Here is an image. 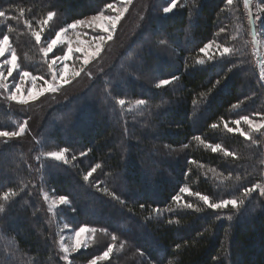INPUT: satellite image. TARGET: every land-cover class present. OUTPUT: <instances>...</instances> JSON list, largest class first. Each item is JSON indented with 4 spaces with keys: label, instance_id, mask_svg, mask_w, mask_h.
Returning a JSON list of instances; mask_svg holds the SVG:
<instances>
[{
    "label": "trees",
    "instance_id": "trees-1",
    "mask_svg": "<svg viewBox=\"0 0 264 264\" xmlns=\"http://www.w3.org/2000/svg\"><path fill=\"white\" fill-rule=\"evenodd\" d=\"M117 1L0 0V38L9 36L21 71L47 78L42 45L28 27L43 28L46 43ZM181 1L164 14L170 0H154L115 63L81 99L50 108L41 123L0 94V131H17L27 118L24 135L32 138L30 125L40 126L30 153L27 136L0 141V194L16 193L0 198V264H88L110 244L113 252L97 264H264L263 147L259 135L249 141L226 130L242 116H264V82L251 50L257 32L264 38V12L254 25L246 0ZM208 43L231 51L204 59L199 49ZM161 79L172 83L157 88ZM119 99L144 104L127 110ZM51 117L64 121L48 130ZM61 149L66 162L43 155ZM46 192L68 201L54 220ZM195 193L212 203L235 199L237 207L209 209ZM64 223L95 229L102 246L63 259L57 231Z\"/></svg>",
    "mask_w": 264,
    "mask_h": 264
},
{
    "label": "rangeland",
    "instance_id": "rangeland-1",
    "mask_svg": "<svg viewBox=\"0 0 264 264\" xmlns=\"http://www.w3.org/2000/svg\"><path fill=\"white\" fill-rule=\"evenodd\" d=\"M181 2H182L181 0L180 1L177 0V5L180 6ZM258 2H259L258 0H246V4H245L246 6L245 13H247L248 15L253 14L252 16H253L254 25L255 23L257 25L259 23V14L261 13L258 10L259 6L264 4V3L260 4ZM121 3H122V0H118L117 2L113 4L119 7L121 6ZM153 3H154V0H132V3L127 5V11L125 12L124 16L117 23L116 29L112 33V39L105 40L98 54L95 52L96 42L94 41L93 37L99 36V35H104L105 37H107V33H102L99 28L88 27L87 25L92 23L93 17L100 15L101 13L89 15L80 20H77V21H82L84 23L77 25L75 29L68 28V25L74 23L75 21L65 25L64 28L62 29H65L66 31L62 32L61 34V40L63 41V43L58 42V45L54 48L53 52L49 53L47 57H45L42 53L43 58H45V61L47 63L48 70L46 72V75H48V77L44 78V75H36L30 72L29 73H30V77L37 78L35 80L36 87L33 90L38 91L41 87L45 86V81H48L49 83L53 82V75H56L57 81L59 82V72L62 68H64V65L66 63L68 65V71L65 72V78L69 80V83L68 84L58 83L57 91L55 92L44 91L42 94L37 95L36 99H30L28 103L21 104V103H18L17 101L9 100L8 99L9 94L15 88L16 84L19 83L21 85L20 95L27 97V94H28L27 90L33 88V83L30 78H26L25 81L20 80L18 73L21 72V70L19 67L16 71H14L11 77H8L7 80L0 81V83L7 84V88L0 87L1 96L9 102L11 101L12 103H16V105H20L19 106L20 108L24 110H28L30 112V115H38V119H40V123H41V120H43V117L47 110L67 100H70L75 96L78 97V94L84 91L86 87L90 85L92 81H94L102 73L106 72V70H108L115 63L124 45L135 35L134 33L137 31L139 26L142 24L144 17L147 15L148 10ZM102 14L105 16L115 15L113 11L107 8L102 12ZM1 18L3 19V21H5L4 17H1ZM39 25H40V22H39ZM28 29L32 33L40 31V28H38V24H32L30 25V28L28 27ZM59 31H61V29H59L57 32ZM2 38L3 37H1L0 39ZM55 38H56V35H54L51 39H55ZM51 39L46 41V43L43 41L40 42L42 45L41 52L43 48L47 47V43ZM69 40L72 42L73 49L84 48L87 50L88 53L91 54L89 56V60L87 64L83 63V60H84L83 54L80 52H76V51H74L71 54V58L66 62L63 60L57 59L58 57H63L64 52L68 48ZM142 43H144V41ZM253 45L254 47L251 50H252L253 56L257 58V64L259 66V70H261L260 71V76H261V72H264V38L258 37V32L255 34ZM224 47H228V46H221L219 47V50H217V47L211 44V48L208 50V54L203 53L202 55H204L205 57L204 59L208 57H213L214 55H217V53H220ZM11 48L13 49L12 45H11ZM10 55H11V52H8L6 53V56L4 58L10 57ZM52 55H55V56H52ZM49 56H52V57H49ZM163 57L165 56L163 55ZM4 58H0V65L3 64ZM54 59H56V63L50 68L49 64H51V62ZM126 65L129 66L130 62L126 63ZM138 66H140V63H136L137 68ZM120 67L118 68L121 69ZM0 71H2L5 76H7V65L0 67ZM75 72H79L80 74L78 76H75L73 75V73ZM262 81L264 82V78H262ZM77 99L79 100L81 99V97H78ZM90 101L91 100H89L88 102ZM136 104L130 103L129 105H123V106L124 108H128L127 110H130V108L132 109V107ZM69 115H71V113ZM249 118L252 119L254 122L259 123L261 122L262 118H264V116L258 115V116H252ZM239 119L240 118L236 120H239ZM27 121L29 122L27 118L26 120L22 121V124L25 127L29 126ZM63 121L64 120H57L55 117H51L47 122V129L50 130L52 127V124L56 123V125H58V124H61ZM231 124H232V126H230L231 128L235 129L237 127L234 121ZM39 127L40 126L38 123H36L33 127H31L30 125V131L32 130L31 132L32 138L29 137L30 135L28 133L24 135V132L20 136H17L18 138H23L27 136L25 140L22 141L24 142V144H22L24 145L23 148L25 147L27 149V151L24 150L26 154L30 153L31 150L29 149L30 148L32 149L34 147L32 146V143L34 142V135L36 134ZM239 127L241 128L242 131L248 133L247 139L249 141H251L252 139H256V137L259 135V140L261 141V145L263 147L261 174L263 175V183H264V129H260L258 132L254 129L250 130L248 125L244 124L243 121H241ZM227 128L228 127H226V130ZM230 133H238V132H230ZM12 138H15V137H10V138L0 137V141L6 142V141H10ZM36 143L40 144L41 142L37 140ZM52 151H55V150H52ZM52 151H49V152H52ZM58 151L60 150H57V152ZM47 153L45 154L43 153V155L44 157L49 158ZM65 155H66V152H65ZM6 157L8 156H5V158ZM60 162H64V161H60ZM259 191L264 194V185L262 187H259ZM43 199H44L45 209L47 210L48 214L54 220L56 214H58L59 208L64 206L65 204L63 205L54 204L53 201H57L59 199V196L53 195L52 193H49V194L47 192L46 194L44 193ZM84 210L91 217L97 218L98 216V212L96 211L97 209L93 211L92 207H90L89 205H86L84 207ZM79 228L72 229L64 223L60 228V230L62 231H57L58 247L61 251V255H62L61 257L63 259H65L64 258L65 255H67V257L69 258L72 254L82 251L84 249L100 248L102 246V243L98 240V236H100V234H98V232L96 231L94 232L88 231V232L81 234V240L82 241L86 240L85 246L81 247L77 251H72V246L76 241L75 233L76 231L79 230ZM85 228L92 229L88 227H85ZM136 232L138 233V235L142 236V232L140 229L136 230ZM107 247L108 245L105 246L104 249H101L96 256L102 255V253L107 250ZM63 248H67L68 252L65 253L63 251ZM96 256H94V258ZM88 264H90V262Z\"/></svg>",
    "mask_w": 264,
    "mask_h": 264
},
{
    "label": "snow or ice",
    "instance_id": "snow-or-ice-1",
    "mask_svg": "<svg viewBox=\"0 0 264 264\" xmlns=\"http://www.w3.org/2000/svg\"><path fill=\"white\" fill-rule=\"evenodd\" d=\"M132 0H122L121 6L117 7L114 4H106V8L110 9L115 13V15H108L105 16L102 13L100 15H97L92 18V23L88 24V27H94V28H99L102 33H107V37L104 35H99L93 37L94 41L96 42L95 44V52L98 54L101 50L102 44L105 42V40H111L112 39V33L116 29L117 23L121 20V18L124 16L125 12L127 11V5L131 4ZM227 3L230 5L232 4V0H227ZM177 6V0H170V2L167 4V6H164L162 11L164 14L171 13L175 7ZM260 12H264V4L259 6L258 9ZM21 15L23 14V9H20ZM53 13L50 11L48 12L47 18L41 22L42 25H48L49 21L52 20L53 18ZM5 13L0 11V17H4ZM14 18V17H13ZM84 22L82 21H75L72 24L68 25L69 29H75L77 25L82 24ZM65 29H61V31L56 32V38L51 39L47 43V47L42 49V53L45 57L49 55V53H52L54 48L58 45L59 43H63L61 40V34L62 32H65ZM33 36L35 37V40L37 43L41 42L43 39V28L39 32H33ZM211 48V43L205 44L202 48L199 49L201 53L208 54V50ZM217 50H219V45L217 46ZM76 51L80 52L83 54L84 60L83 63L87 64L89 60V56L91 55L90 53L87 52L86 49L84 48H76L73 49L72 47V42L69 40L68 41V48L64 52L63 57H58L57 59L63 60V61H68L71 58V54ZM231 50L228 47H224L222 51L220 52L221 55L229 53ZM11 52L10 57L4 58L6 56V53ZM0 58L3 59V64L0 65V67H3L4 65H7V76L4 75L2 71H0V81L7 80L8 77H11L14 73L19 68V65L17 64V56L15 54V51L11 48V44L9 41V36L8 35H3V38L0 39ZM56 63V59H54L51 64H49V67L51 68L54 64ZM198 63H203V61H198ZM68 71V65L65 63L64 68H62L59 72V82L57 81L56 75H53V82L49 83L48 81H45V86L41 87L38 91H34L36 85H35V80L37 79L36 77H30V73L27 71H21L19 72V77L21 81H25L26 78H30L32 83H33V88L28 89V94L27 97L20 95L21 92V85L19 83L16 84L15 88L11 91V93L8 96L9 100L17 101L18 103L21 104H26L30 99H36L37 95L42 94L44 91H52L55 92L58 90V83H63V84H68L69 80L65 78V72ZM80 73L75 72L73 75L78 76ZM261 77L264 78V72H261ZM175 77L172 78L174 80ZM172 80L169 79H161L159 80V83L156 85L157 88H160L162 86L169 85L172 83ZM0 87L7 88V84L0 83ZM117 103L121 106L125 104L124 99H119ZM138 105L144 104L143 100H138L137 101ZM241 121H243L244 124H247L249 129L256 130L257 132L260 129H264V118H262L261 122L257 123L254 122L252 119H250L248 116H242L239 120L234 121V123L237 125L235 129L228 127L227 130L229 132H238L241 136H244L247 138L248 133L244 132L241 130L239 127ZM215 127V125H213ZM227 127V125H226ZM25 131V126L22 124L19 127L18 131H0V137H5V138H10V137H17L20 136L23 132ZM220 146L216 145L215 147L212 148V150L215 152ZM66 150L61 149L60 151H52L48 152L47 155L51 158H53L56 161H65L66 162V155H65ZM228 154V153H226ZM83 156L84 153H81ZM99 168V165H96L94 168L91 169V171L88 172L87 175L84 176V180L87 181L89 178L93 175V173L96 171V169ZM257 186L254 185L252 188H247L245 189V195H248L249 193L253 192L254 189ZM181 193H187L188 189L185 187L180 188L179 190ZM16 195L15 192H12L11 190L8 192H3L0 194V198L4 200H8L10 196ZM196 196L199 197L201 201L209 208L213 210H220V209H225L227 206L231 205L233 208L237 207V201L235 199H222L217 203H212L210 202L209 196L207 195H202L200 193H195ZM174 200L179 201L181 199L180 196H175L173 197ZM54 204H67V198L65 196H60L57 201H53ZM186 208H192L193 205L190 203L185 204ZM0 211H3V206L0 205ZM94 232L95 229H86L85 227L79 228L78 231H76L75 236H76V241L72 246V251H77L81 247L85 246L86 240L82 241L81 240V234L85 232ZM115 239V237H113ZM63 251L65 253L68 252L67 248H63ZM113 252V245H108L107 250L102 253V255L96 256L94 259L90 261V264H97V261H104L107 260L110 256V254ZM67 259V255L64 257Z\"/></svg>",
    "mask_w": 264,
    "mask_h": 264
}]
</instances>
